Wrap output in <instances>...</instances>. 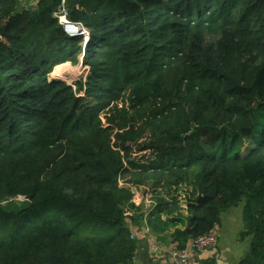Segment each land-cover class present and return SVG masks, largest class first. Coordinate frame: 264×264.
Segmentation results:
<instances>
[{
    "label": "trees",
    "instance_id": "obj_1",
    "mask_svg": "<svg viewBox=\"0 0 264 264\" xmlns=\"http://www.w3.org/2000/svg\"><path fill=\"white\" fill-rule=\"evenodd\" d=\"M59 4L0 0V264H130L128 174L189 185L181 247L243 202L264 264V0H69L83 36Z\"/></svg>",
    "mask_w": 264,
    "mask_h": 264
},
{
    "label": "crops",
    "instance_id": "obj_2",
    "mask_svg": "<svg viewBox=\"0 0 264 264\" xmlns=\"http://www.w3.org/2000/svg\"><path fill=\"white\" fill-rule=\"evenodd\" d=\"M139 194L131 192L134 207L129 208L128 215L125 216V223L135 240V252L130 264H175L171 251L181 248L179 245L182 240L177 235V230L186 227V194L179 190L171 193L174 198L168 195L163 201H172L177 206L173 208V204H170L160 213L158 199L154 198L153 201L149 195ZM243 205L240 202L221 215V221L216 226L218 239L213 248L194 250L191 239L183 243L182 247L190 251V264H202L204 260L213 261L214 264H239L247 254L251 242V236L243 239L239 237L244 229Z\"/></svg>",
    "mask_w": 264,
    "mask_h": 264
},
{
    "label": "rangeland",
    "instance_id": "obj_3",
    "mask_svg": "<svg viewBox=\"0 0 264 264\" xmlns=\"http://www.w3.org/2000/svg\"><path fill=\"white\" fill-rule=\"evenodd\" d=\"M36 0H20L19 8L24 7H32ZM86 41L85 37H83V42ZM87 69L82 65V62L78 61L76 63H72L70 61L64 62L62 64L56 65L52 72L49 74L50 78H58L61 80L66 81L67 83L73 84L75 81L83 80L86 77ZM147 138V137H146ZM145 137H143L140 141H145ZM247 140H245L244 147L247 145ZM242 148V151L244 150ZM151 155L150 151H141V152H131L129 154V159H136L138 162H145V156L147 158ZM119 185L125 187L131 192H138L139 195H149L151 199L154 201L155 199L158 200H165L171 196V193L175 191L181 190L182 193H186L189 190V185L186 182H181L174 184L172 186L167 187L166 181L162 180L159 184L156 183L154 179L142 180L141 182L131 175H125L119 177ZM184 189V190H183ZM169 195V196H168ZM187 195V194H186ZM173 197V196H171ZM26 203V201L15 200V202ZM14 202V203H15ZM133 199L129 200L126 206L133 204ZM12 207V206H11Z\"/></svg>",
    "mask_w": 264,
    "mask_h": 264
},
{
    "label": "built area",
    "instance_id": "obj_4",
    "mask_svg": "<svg viewBox=\"0 0 264 264\" xmlns=\"http://www.w3.org/2000/svg\"><path fill=\"white\" fill-rule=\"evenodd\" d=\"M69 0H60V4L58 8L54 11L53 17L58 21V23L63 28V31L68 36H74V35H86L85 29L83 25L79 22H73L69 18V9L67 6ZM85 37V40L87 41V37ZM84 41V43L86 42ZM10 200H20V201H27V198H25L22 195H18L13 199ZM125 216L128 215V209L125 210L124 213ZM218 239V233L216 229H213L207 233H203L201 235H198L194 237L191 240V246L194 250H204V249H211L213 248ZM173 260L175 264H190L189 263V256L190 251L188 249H185L183 247L181 248H174L171 251ZM118 264H125V263H118Z\"/></svg>",
    "mask_w": 264,
    "mask_h": 264
}]
</instances>
